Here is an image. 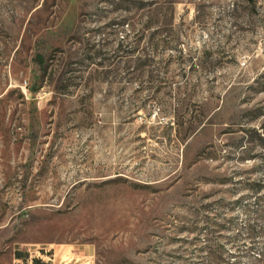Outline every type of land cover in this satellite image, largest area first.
Here are the masks:
<instances>
[{
    "label": "rangeland",
    "instance_id": "obj_1",
    "mask_svg": "<svg viewBox=\"0 0 264 264\" xmlns=\"http://www.w3.org/2000/svg\"><path fill=\"white\" fill-rule=\"evenodd\" d=\"M264 264V0H0V264Z\"/></svg>",
    "mask_w": 264,
    "mask_h": 264
},
{
    "label": "crops",
    "instance_id": "obj_2",
    "mask_svg": "<svg viewBox=\"0 0 264 264\" xmlns=\"http://www.w3.org/2000/svg\"><path fill=\"white\" fill-rule=\"evenodd\" d=\"M17 264H46L44 257L35 255L26 256V254L20 253L17 257Z\"/></svg>",
    "mask_w": 264,
    "mask_h": 264
}]
</instances>
